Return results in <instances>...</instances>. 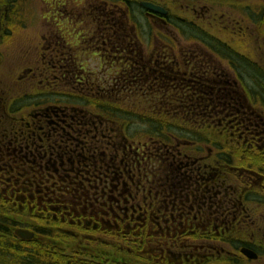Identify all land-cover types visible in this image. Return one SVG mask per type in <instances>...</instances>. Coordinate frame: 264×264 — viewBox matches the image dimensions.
<instances>
[{
    "label": "flooded vegetation",
    "instance_id": "obj_1",
    "mask_svg": "<svg viewBox=\"0 0 264 264\" xmlns=\"http://www.w3.org/2000/svg\"><path fill=\"white\" fill-rule=\"evenodd\" d=\"M68 2L57 0L52 4L56 13L52 22L56 23V29L51 37L58 38L66 46L64 33L68 32V25L73 31L82 32V39L89 35L88 23L83 19L74 23L61 19L56 6L64 7ZM147 2L161 7L163 13L142 10L143 16L167 36L179 38L176 26L180 25L189 32L198 33L200 40L207 35L216 41L211 47L197 40L194 46L161 47L162 50L184 55L192 53L193 58L198 57L199 63L195 66L201 74L208 76L205 81L234 86L244 84L237 62L240 61L243 68L250 62L246 47L251 48L253 54L256 49L259 51L257 56L261 59L253 65L264 73L261 65L264 64L261 55L264 46L263 7L259 3L251 5L248 0ZM17 9L15 6L11 8L8 0H0V21L6 17L9 18L7 21H12L10 15H16ZM257 18L262 25L258 33L249 26ZM3 25L0 24V36L9 33V22ZM211 31H216L222 39ZM253 37L258 39L257 48L253 45ZM56 46L53 41L47 43L44 53L64 51V46ZM178 53L176 57L180 56ZM218 53L227 57L225 64ZM191 68L183 67V73L188 74ZM237 97L236 100H242L247 111L260 117L263 124L245 127L248 136L243 142L248 143V147L262 149L260 153H264V99L249 94ZM3 101L8 102L9 98L0 96V264H9L11 259L6 252L16 250V247H21V252L15 253L18 256L29 249L35 251L31 257L43 258L51 264H60L62 260L70 264H134L136 260L146 264H264L263 162L258 163L262 173L247 178L248 183L252 179L255 182L249 183L251 186L246 184L248 188L245 190L239 189L235 178L229 177L222 183L221 177L219 183L216 175L207 174L187 180L184 186L180 184L181 180L175 182L173 191L151 190L154 192L150 193L154 201L152 206L144 209L122 206L121 192L90 189L98 185L88 183L84 186V176L79 175L73 166L62 169L64 162H59L60 158L38 157L36 149L42 146L39 137L42 128L36 127L44 116H38L37 111L27 121L15 116L10 118L3 108ZM25 131L31 132L32 136L24 138ZM233 131L240 133L237 128ZM257 142L260 145H256ZM213 161L208 169H215L217 160ZM197 162L207 168L205 163L209 161ZM192 169L190 166L185 168ZM94 177L97 180L108 178L103 174ZM112 178L117 181V188L125 184L120 173ZM105 201L115 204H101ZM167 211L170 216L165 220L162 216ZM147 213L149 217L145 218ZM17 231H27L32 238L21 239ZM43 250L46 254L42 253Z\"/></svg>",
    "mask_w": 264,
    "mask_h": 264
},
{
    "label": "trees",
    "instance_id": "obj_2",
    "mask_svg": "<svg viewBox=\"0 0 264 264\" xmlns=\"http://www.w3.org/2000/svg\"><path fill=\"white\" fill-rule=\"evenodd\" d=\"M117 2L120 8L106 6L95 16L88 14L87 20L94 23L88 41L79 51L61 55L66 58L64 67L58 58L55 70L52 61L44 60L36 71L38 84L27 94L39 96L33 105L47 110L48 115L36 127L42 128V146H38L37 153L63 159L66 167L73 166L84 176V186L98 185L90 189L121 192L122 206H152L151 190L173 191L175 182L181 180L184 186L187 180L207 174L216 175L219 183L221 177L222 183L235 178L239 189H247L246 184L255 182L252 179L248 183L247 178L262 173L258 163L264 164L260 161L264 153L243 142L248 136L244 129L254 124L262 126L261 118L251 115L242 100H236L242 94L237 86L205 81L208 76L195 66L198 57L161 49L178 46L180 41L194 46L195 40L211 47L216 41L205 33L201 41L198 33L178 25L179 38L160 37L159 44L147 50L150 45H145L141 33L127 20L132 1ZM177 53L182 57H176ZM218 54L227 61L225 55ZM85 55L99 61L97 71L88 72L82 66L79 60ZM187 66L192 68L185 74L182 68ZM255 71L256 86L264 83V73L261 69ZM20 110L11 106L10 117H29L27 113L20 116ZM236 128L241 134L233 131ZM23 134L24 138L32 136L27 131ZM215 159V169H208ZM197 160L209 161L205 163L207 168ZM189 166L193 169L185 170ZM118 173L125 180L121 188L115 187L117 181L112 178ZM100 174L108 178L97 180L94 176ZM169 216L167 211L162 218L167 220ZM19 249L6 252L9 264L47 263L43 258L31 257L35 251L29 249L18 256L15 253L21 252ZM42 253L46 254L45 250ZM60 264L70 262L62 260Z\"/></svg>",
    "mask_w": 264,
    "mask_h": 264
},
{
    "label": "rangeland",
    "instance_id": "obj_3",
    "mask_svg": "<svg viewBox=\"0 0 264 264\" xmlns=\"http://www.w3.org/2000/svg\"><path fill=\"white\" fill-rule=\"evenodd\" d=\"M20 5L16 8L17 14L10 15L12 21H7V18H4L0 21L1 26L9 22V26H7L8 34H3L0 36V96H5L6 98L12 99V106H15L17 109H28L31 113L35 114L37 111L39 113L38 116L47 117V110H38L33 109V102H35L37 95L27 94L28 89H33L32 84L28 81V79L32 76L30 75L25 77L26 71H39L37 70L39 66L40 60L46 57L47 60H50L51 56H56L54 52L44 53V49L47 43L53 41L54 45H57L58 48H63L64 44L59 41V39L51 37L54 35L55 24L52 22L56 17V13L53 10L54 5L53 1L57 0H17ZM66 1V0H65ZM111 0H69L68 4L65 3L64 7L56 6V10L59 14L62 15L61 19H65L71 23L74 21L87 20V16L89 13H92L94 16L99 14L102 11V8L105 7L103 3H110ZM139 1V0H138ZM251 5L259 3L263 7V19L262 24L264 25V0H248ZM48 5V7H46ZM14 6L12 3L11 8ZM120 6V5H119ZM132 9L133 19L136 22V25L141 31L142 41L145 45L149 44L154 47L159 44L160 38L156 39L154 35L158 33L154 27H150L147 25V22L144 16L141 13L140 8L137 6H133ZM109 9H114V7H110ZM11 14V13H10ZM9 20V18H8ZM43 20H49L48 24ZM260 18H257L253 23H251L250 28L253 29L254 32H260V25L258 21ZM88 25H93L94 23L87 20ZM16 24L13 27H10L12 24ZM79 26V24H78ZM80 28V27H79ZM151 31H150V30ZM213 34L221 38L216 31H211ZM256 34V33H255ZM78 35L76 31H73L71 25H68V32L64 33L65 40L69 41L70 37H75ZM222 39V38H221ZM253 42L255 48L258 47L257 38L253 37ZM68 45L70 43L66 42ZM183 41L179 42V45H185ZM252 45V48L254 46ZM40 46L43 48L40 49ZM78 47V46H77ZM152 47V48H153ZM254 48V49H255ZM245 50L249 52L250 62H248L247 66L241 67V62H237L239 68L242 72V77L246 82L250 92L257 95L258 98L264 99V83L259 82L255 86L257 81V71L258 67L253 65V63L258 62L261 58L257 56V49L255 53L251 48L246 47ZM43 52V53H41ZM68 52V51H67ZM65 53V52H64ZM261 55L264 57V46L261 51ZM96 60L97 58L94 57ZM54 59V58H53ZM238 61V60H237ZM80 63L85 66V69L90 72H94L99 68L96 61L92 59V57H81ZM99 64V63H98ZM261 64V63H260ZM264 66V64H261ZM54 67V66H53ZM25 77L23 80H21ZM93 80L96 79V76H92ZM25 80V81H24ZM35 84V80L33 81ZM263 103V102H262ZM264 105V104H263ZM14 109V108H13ZM3 110V108H2ZM22 111L21 113H23ZM133 129V128H132ZM38 152V150H36ZM40 158H47V155L39 154ZM61 159L59 162H62ZM66 166L63 164V168ZM67 175H73V173H68ZM233 182V180H231ZM127 182V181H126ZM121 188V187H120ZM257 217V215H255ZM139 261V260H138ZM137 260L134 264H146L143 262H138ZM133 264V263H132ZM149 264V263H148ZM163 264H166L163 262Z\"/></svg>",
    "mask_w": 264,
    "mask_h": 264
},
{
    "label": "water",
    "instance_id": "obj_4",
    "mask_svg": "<svg viewBox=\"0 0 264 264\" xmlns=\"http://www.w3.org/2000/svg\"><path fill=\"white\" fill-rule=\"evenodd\" d=\"M141 6L149 11L160 12L159 8L149 3H141ZM17 236L21 239H30L32 237V235L28 233L27 231H17Z\"/></svg>",
    "mask_w": 264,
    "mask_h": 264
}]
</instances>
